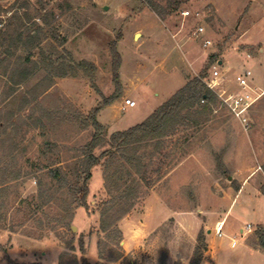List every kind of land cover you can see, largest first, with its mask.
I'll return each instance as SVG.
<instances>
[{"label": "rangeland", "instance_id": "obj_1", "mask_svg": "<svg viewBox=\"0 0 264 264\" xmlns=\"http://www.w3.org/2000/svg\"><path fill=\"white\" fill-rule=\"evenodd\" d=\"M200 25L204 31L195 36ZM32 29L38 32L28 40ZM112 42L120 55L117 81ZM61 54L75 69L81 61L94 69L53 76L51 63ZM199 75L221 96L214 92L216 103L197 124L165 140L170 147L155 155L151 168L161 163L166 172L184 154L183 170L142 187L116 223L120 235L109 237L110 230L99 228V212L113 193L105 188L103 166L95 165L88 207L65 217L68 224L58 221L71 198L54 171L75 179L72 167L95 131L87 116L116 97L97 121L125 122ZM263 90L264 0H183L163 19L139 0H0V264H9L6 257L16 264H82L79 237L90 264H190L199 233V264H264L261 250L246 247L264 227ZM256 95L244 111V128L230 106L241 108ZM126 98L136 106L119 109ZM244 180L225 219L223 232L230 228L238 238L230 247L225 233L214 234V217H223ZM247 223L251 232L241 236Z\"/></svg>", "mask_w": 264, "mask_h": 264}, {"label": "trees", "instance_id": "obj_2", "mask_svg": "<svg viewBox=\"0 0 264 264\" xmlns=\"http://www.w3.org/2000/svg\"><path fill=\"white\" fill-rule=\"evenodd\" d=\"M139 1L161 19L177 10L179 4L183 2V0H165L163 4L160 0ZM26 16H28V11H26ZM40 18L46 20L44 14H41ZM37 32L35 29L28 31V40L34 39ZM110 51L113 80L117 81L119 78L120 55L116 50L115 42L110 44ZM76 66L89 69V71L94 69V65L87 61L76 63ZM51 67L54 71L53 76L59 77L67 75L68 70L76 72L77 69V67L76 69L73 67L71 61L67 63L66 56L62 54L59 56L58 63H51ZM56 68L57 71H55ZM116 99V97L107 98L103 103L108 105ZM216 101L217 96L203 81V75L189 78L143 121L127 129L113 132L107 140L103 138L104 127L97 121V109H95L94 113L87 116L89 124L95 129L92 139L85 145L79 160L72 167L75 179L67 180L65 177H61L59 171H54V176L58 178V181L67 184V191L71 198L66 210L67 215L58 218V221L68 224L65 222V217L70 220L76 208L80 206L88 207L86 197L89 192L88 180L91 177V168L101 164L104 169L105 188L108 187L109 192L113 195L104 201L100 209L99 228L101 232H109L110 230L109 237L113 233L120 235L116 223L133 208L135 200L140 195L141 188L150 187L151 184L154 185L171 169L162 172L161 163L155 169H151L153 168L155 155L158 154L157 156L160 158L159 152L163 150L165 140L175 134L178 128L182 126L190 128V124H197V117L210 111L211 104L216 103ZM105 143L107 148L95 155L94 149ZM154 172L156 175L151 177L149 174ZM254 234L253 246L264 253V227L258 226ZM197 242L190 264H199L202 259V246L204 244L202 233L198 234ZM101 243L102 240H99L98 245ZM78 244L82 253V264H90L85 258L84 241L81 237L78 238ZM2 250L5 252V248L2 247ZM6 259L9 264H16L7 257Z\"/></svg>", "mask_w": 264, "mask_h": 264}, {"label": "crops", "instance_id": "obj_3", "mask_svg": "<svg viewBox=\"0 0 264 264\" xmlns=\"http://www.w3.org/2000/svg\"><path fill=\"white\" fill-rule=\"evenodd\" d=\"M138 30H141V28H137ZM261 50V49H260ZM184 81H186V80H184ZM185 83V82H184ZM179 88V87H178ZM178 88H174L173 90H170L169 92H167L164 96H163V98H161L156 104H154L147 112H145V113H143V114H139V115H135L134 117H132V118H128L125 122H122V121H118L117 123H109V122H101V121H99L102 125H104L106 128H107V132H108V135H110V134H112L113 132H115V131H119V130H124V129H127V128H129V127H131V126H133V125H135V124H137V123H139V122H141V121H143L147 116H149L160 104H162L167 98H169ZM213 92H215L214 90H212ZM264 91V90H263ZM262 91V92H263ZM261 92V93H262ZM216 94H218L219 96H221L220 94H219V92L217 93V92H215ZM260 93V94H261ZM256 97H257V95L253 98V99H256ZM222 98V97H221ZM223 99V98H222ZM114 103V102H113ZM113 103H111V104H108V105H105L103 108H101L100 109V111L98 112V115H97V118L98 117H100L101 115H102V113H104V111L108 108V109H110V108H112V107H114V104ZM124 106V108H123V110H125L128 106H125L124 105V101H119V105L117 106L119 109H121L122 110V107ZM136 106V105H135ZM183 128V129H182ZM185 131H187V129H185L184 130V127L182 126V127H180V128H178V130H177V132H176V134L175 135H173L174 137H173V140H175L176 138H177V136L178 137H180L181 135H180V133H182V132H185ZM180 136H179V135ZM172 137V135L171 136H169L168 137V139L169 138H171ZM180 140H181V138H180ZM179 140V141H180ZM181 142H182V145H184V143H185V140H184V138H182V140H181ZM170 146L169 145H166V143H164V146H163V148H165V150L166 149H168ZM181 147H179V149H180ZM186 161H187V158H186V156L183 154V156L182 157H180L177 161H174L175 162V165L164 175L165 177L166 176H169V175H171V174H174L175 172H179V171H181V170H183V166H184V164L186 163ZM247 182V181H246ZM246 187V183H245V180H244V183H243V185L241 186V188H240V190L235 194V196H233V197H231L230 198V201H229V203H228V205L225 207L226 209H224V211H223V217H214V223L216 222V221H218V220H224V228H225V224H226V216H227V214H228V212H229V210H230V208H231V206L234 204V203H236L235 202V200L237 199V195L241 192H243L244 191V188ZM251 193L252 194H254V196H259V195H257L254 191H251ZM262 197H263V195H261ZM228 202V201H227ZM167 208V207H166ZM168 209V208H167ZM169 210V209H168ZM170 211V210H169ZM247 224H249V223H247ZM246 224V225H247ZM257 224H259V223H257ZM261 224V223H260ZM251 225V224H250ZM244 226H240V228H239V231H240V229L241 228H243ZM224 228H223V231H224ZM228 230H229V232H227V233H225V235L224 236H226L227 237V239H230V237H232V235L230 234L231 233V229L230 228H228ZM249 232H251V230L250 231H248V232H246L245 234H247L248 235V233ZM246 247L248 248V249H252V250H255V251H259V250H257V248H255L254 246H253V244L250 242V244H248V243H246ZM260 252V251H259ZM216 253H217V250H216Z\"/></svg>", "mask_w": 264, "mask_h": 264}, {"label": "built area", "instance_id": "obj_4", "mask_svg": "<svg viewBox=\"0 0 264 264\" xmlns=\"http://www.w3.org/2000/svg\"><path fill=\"white\" fill-rule=\"evenodd\" d=\"M192 14V13H191ZM196 14V16H198V13H194ZM181 15L186 17V16H189L190 15V11L189 10H181ZM204 31V27L203 26H197L195 32H194V35H198L200 33H202ZM209 44H211V41L210 39L208 38H205L202 40V45L204 47L208 46ZM207 86L212 89V87L207 84ZM225 101V99H223ZM255 99H251L250 102L248 104H245L244 106H242L241 108H234L232 106H230L226 101L227 105L231 107L232 111H233V114L234 116L240 121V123L243 125L244 128H247L248 127V120H247V117L244 115V111L246 110L247 107H249V104L251 105L252 102L254 101ZM136 104V102L133 100V99H130V98H126L124 99V105L125 106H128V107H134ZM223 228H224V220H218L214 223V226H213V230H214V234L218 237H221L224 235V232H223ZM251 230V225L250 224H247L245 227L241 228L240 229V234L241 236L250 231ZM238 244V238L235 237V236H232L230 237L229 239V245L230 247H235L236 245Z\"/></svg>", "mask_w": 264, "mask_h": 264}, {"label": "water", "instance_id": "obj_5", "mask_svg": "<svg viewBox=\"0 0 264 264\" xmlns=\"http://www.w3.org/2000/svg\"><path fill=\"white\" fill-rule=\"evenodd\" d=\"M106 8V7H105Z\"/></svg>", "mask_w": 264, "mask_h": 264}]
</instances>
